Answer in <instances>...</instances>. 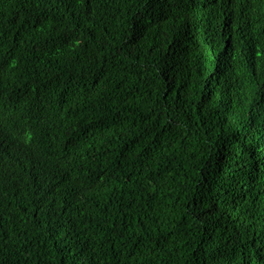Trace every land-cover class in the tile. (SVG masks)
Here are the masks:
<instances>
[{
    "label": "trees",
    "instance_id": "16d2710c",
    "mask_svg": "<svg viewBox=\"0 0 264 264\" xmlns=\"http://www.w3.org/2000/svg\"><path fill=\"white\" fill-rule=\"evenodd\" d=\"M0 264H264V0H0Z\"/></svg>",
    "mask_w": 264,
    "mask_h": 264
}]
</instances>
